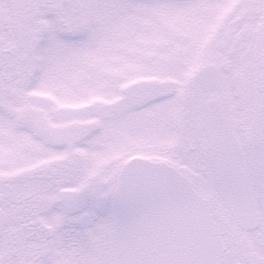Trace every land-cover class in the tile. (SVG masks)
I'll return each instance as SVG.
<instances>
[{
  "label": "snow or ice",
  "instance_id": "obj_1",
  "mask_svg": "<svg viewBox=\"0 0 264 264\" xmlns=\"http://www.w3.org/2000/svg\"><path fill=\"white\" fill-rule=\"evenodd\" d=\"M0 264H264V0H0Z\"/></svg>",
  "mask_w": 264,
  "mask_h": 264
}]
</instances>
